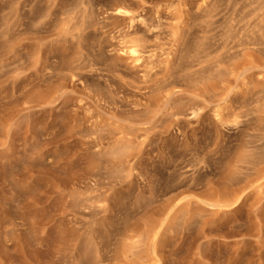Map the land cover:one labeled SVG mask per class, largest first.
Here are the masks:
<instances>
[{
    "label": "rangeland",
    "instance_id": "obj_1",
    "mask_svg": "<svg viewBox=\"0 0 264 264\" xmlns=\"http://www.w3.org/2000/svg\"><path fill=\"white\" fill-rule=\"evenodd\" d=\"M0 264H264V0H0Z\"/></svg>",
    "mask_w": 264,
    "mask_h": 264
},
{
    "label": "bare ground",
    "instance_id": "obj_2",
    "mask_svg": "<svg viewBox=\"0 0 264 264\" xmlns=\"http://www.w3.org/2000/svg\"><path fill=\"white\" fill-rule=\"evenodd\" d=\"M133 52L135 53L136 51H133ZM119 152H122V151H119ZM218 204H221V203H218ZM175 206H176V205H175ZM175 206H173L171 209H174ZM161 226H162V223H159V224H155V225H153L152 228L154 227V228H158V229H159ZM158 232H159V231H158Z\"/></svg>",
    "mask_w": 264,
    "mask_h": 264
}]
</instances>
